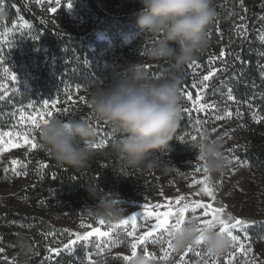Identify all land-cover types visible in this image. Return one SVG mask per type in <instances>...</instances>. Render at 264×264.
<instances>
[{
    "label": "rangeland",
    "instance_id": "1",
    "mask_svg": "<svg viewBox=\"0 0 264 264\" xmlns=\"http://www.w3.org/2000/svg\"><path fill=\"white\" fill-rule=\"evenodd\" d=\"M25 1L35 7L39 24L47 27L53 23L51 36L57 34L66 40L50 53L31 25L20 17L11 21L0 8V13L6 14V20L0 24V140L3 141L0 148L7 147L10 140L22 145L0 151V203L20 217L16 221L0 220V264H90V261L131 264V260L124 259L132 256L131 244L155 223L154 217L145 215L146 211L167 210L169 202L174 210L180 196L185 197V202L223 207L225 216L246 222L245 226L231 229L244 244V250L232 247L224 256L214 257L218 264H245V261L264 264V241L249 234L250 229H264V177L251 171L239 156L248 141V123L256 124L261 120L255 103L264 97V73L260 70L264 69V53L257 48L254 68L261 77L254 81L257 86L253 89L257 92L253 97L235 94L227 77L247 39L253 37L264 45V0H253L260 7L255 16L252 11L240 8L241 0H212L215 20L218 21L221 12L228 11L224 23L230 28L231 38L218 52L210 45L195 62L183 67L181 92H193V100L182 96L179 133L174 138L176 146L169 145L166 152L155 153L158 165L140 167H129L121 159L118 166H113L103 158L118 136L109 126L97 121L88 108V97L94 87L106 84L112 72L122 71L128 63L143 64L144 70L155 79L175 72L171 62L156 61L148 56L150 37L136 35L139 30L134 14L140 8L137 0H93L106 19L98 17L88 0ZM52 7L56 8L55 12L50 11ZM13 74L16 81L11 80ZM205 75H209L208 81L203 80ZM229 89L232 100L228 99ZM54 102L56 107L51 108ZM45 103L49 108L44 107ZM49 110L53 112L52 118L84 119L96 129V143L103 141L106 146L93 149L88 167L60 166L44 148L41 128H33L30 117L38 118V113ZM4 132L11 135L4 136ZM204 134L223 143V155L228 161L223 174L207 176L214 189V199L203 192L204 185L200 181L206 175L195 152V144ZM25 136L35 137L38 147L32 149L31 144H25ZM53 163L61 170L65 181L56 188H47L44 187L45 177ZM70 179L96 187L101 196L119 194L124 219L137 217L135 226L119 225L114 229L122 243L111 244L110 238L90 237L88 241L72 245L74 251L64 247L75 239V233L83 235L92 228L109 229V225H99L90 219L88 209L98 200L89 197L87 188H72ZM156 205L163 207L156 208ZM204 211H190L186 218L194 215L201 221L210 219L211 215L204 216ZM208 211L211 213L210 209ZM82 224L92 227H82ZM128 232L133 235L128 236ZM97 244L103 250L99 256L94 254L98 251ZM135 251L136 255L151 259L153 264H179L181 255L185 256L184 264H199V258L192 253L177 255L166 245L138 244ZM165 251L169 253L167 259L163 258ZM90 253L89 261L86 257Z\"/></svg>",
    "mask_w": 264,
    "mask_h": 264
},
{
    "label": "clouds",
    "instance_id": "2",
    "mask_svg": "<svg viewBox=\"0 0 264 264\" xmlns=\"http://www.w3.org/2000/svg\"><path fill=\"white\" fill-rule=\"evenodd\" d=\"M134 14L138 33L152 44L148 56L156 61L172 62L176 71L159 79L151 77L139 62L128 63L122 71L110 74L106 84L96 85L88 97V108L97 121L109 126L118 139L111 150L127 166L159 164L155 153L166 152L181 120L182 69L195 62L206 47V33L216 13L212 0H137ZM6 14L0 13V24ZM44 148L60 166L83 169L89 166L96 143V129L84 119L51 118L42 125ZM195 152L206 176L223 174L228 167L224 145L210 134L202 135ZM166 170V169H165ZM89 197L98 203L89 208L90 219L117 225L125 217L119 194L98 195L94 187ZM171 250L177 255L199 245L212 257H222L232 249V241L215 229H202L193 218L170 236ZM131 264H153L143 254Z\"/></svg>",
    "mask_w": 264,
    "mask_h": 264
},
{
    "label": "trees",
    "instance_id": "3",
    "mask_svg": "<svg viewBox=\"0 0 264 264\" xmlns=\"http://www.w3.org/2000/svg\"><path fill=\"white\" fill-rule=\"evenodd\" d=\"M88 1L92 9L97 13L98 17L106 19L105 15H103V13L96 8L94 1ZM241 1L242 2L240 8H245L248 11H252L253 16H255L256 13L260 10V7H258L257 3H255L253 0ZM0 8L3 11L7 12V18H10L11 21L14 20V18L20 17L26 23L31 25L32 31L38 33L41 44L45 47H48L50 53L54 50L56 51L57 48H60V46L64 44L63 40H66L64 37L57 34L51 36V28L53 27V23H49V27H44L39 24L35 16V7L26 3L25 0H0ZM227 14H229L228 11L221 12V16L218 21L216 19L214 25L211 26L210 36L208 38L206 33L207 44L205 49L209 48L210 45H212L218 52L220 48L226 46V40H229L231 38L230 28H228V26L224 23ZM249 45H251V47H248ZM257 48L264 53L263 44L256 41V39L253 37L247 39L244 47L240 49L239 59L236 60L235 65L231 67L227 72V77H229V80L232 83L235 94H244L247 97H253V94L257 92V89H253L254 86H257L254 81L258 80L261 77V73L259 75L257 69L254 68L256 67L255 62L258 50ZM170 65L174 67V64L172 62ZM260 70L262 71V73H264V69ZM186 86L188 89H190L189 83H186ZM258 87L259 89H261L263 87V84ZM255 104L258 108L257 110L259 112L261 120L256 124L248 123L250 125L247 135L248 141L244 149L239 153V156L242 160L248 163L251 171H254L255 173H257V175H261L264 177V97H261V99H259ZM178 133L179 130L177 128L175 136ZM169 145L176 146L175 140L173 139ZM105 152L106 157L103 156V158L106 159L108 163H112L113 166H118L120 158L113 153L111 147H109ZM50 169L51 170H49L46 174L44 187L56 188L60 186L61 182L65 181V178L64 175L61 174V170L56 167V163L55 165L54 163L51 164ZM94 170L98 171L99 169L95 168ZM69 182L71 183L72 188H74L75 190H83V187L84 189L94 188V186L88 187L87 183H83L82 181L74 182L72 179H70ZM0 220L6 222L16 221L20 220V217L15 215L13 211L6 209L0 203ZM249 234L252 238H258L264 241V229L257 231L256 228H253L250 229ZM13 243L15 244L16 241H14Z\"/></svg>",
    "mask_w": 264,
    "mask_h": 264
},
{
    "label": "snow or ice",
    "instance_id": "4",
    "mask_svg": "<svg viewBox=\"0 0 264 264\" xmlns=\"http://www.w3.org/2000/svg\"><path fill=\"white\" fill-rule=\"evenodd\" d=\"M56 3H59V0H55ZM68 7L71 8L72 5L71 3L68 4ZM50 11L55 12L56 8L52 7L50 8ZM224 53L221 52V56H223ZM191 67V65H189ZM5 72L8 70L5 69ZM211 75V73L209 74ZM209 75H205L203 77L204 81L209 80ZM17 77L16 75L11 76L12 81H16ZM193 88L196 87L195 84L192 85ZM207 88V85L204 86ZM79 91V88L77 89ZM181 95L184 96L186 95V98L188 101L193 100V92L191 91H182ZM197 99H199V96L197 94ZM229 100L233 99V96L231 95V89H229ZM44 107L47 109L49 108V105L45 103ZM56 103L54 102L51 105V108H55ZM204 105H201V108H203ZM185 112H188L187 109L184 110ZM230 115V113H229ZM53 117V112L51 110L47 112H40L38 113V118L37 117H30L31 119V126L35 129H40L41 125L47 124V122ZM23 118V117H22ZM222 119L223 117H218ZM199 123V121H197ZM4 136H10V132H4ZM193 140L196 139L195 136L192 137ZM0 143H3L2 140H0ZM24 143L25 144H31V148L35 149L38 147L37 143L35 142V137H32L29 139L27 136L24 137ZM22 145L19 143H12L10 140L8 142V146L4 148H0V151H8L12 147H21ZM106 146L105 143L102 141L101 143H95L92 145L93 149H99L101 147ZM15 163V161H13ZM44 167H48L45 165ZM199 171V169H197ZM204 185L203 187V192L210 198L214 199V189L211 186V181L210 178L205 176L204 180L200 181ZM183 202V203H182ZM175 205L177 206L174 210L171 207V202H169V206L167 210L164 211H155L153 209L152 211H146L145 215L148 217H154L155 223L151 227V229L146 232L144 235L139 236L136 238V242L131 244V249H132V256L128 257L125 256L124 259L131 260L133 257L136 256V251L135 249L137 248L138 244H143L147 245V243H153L157 245L164 246L166 245V248L168 250H171V241H170V236L172 235L173 231L178 229L185 221L186 215L191 211L193 213L196 212L197 209H204V216H209L211 215L210 219H204V220H199L198 217L192 216L191 218L195 219L198 221V223L201 225L202 229H215L218 230L222 235H226L231 241H232V247L236 248L237 246L241 251L244 250V244L239 242V237L238 235H234L231 229H236L238 226H245L246 222L241 220V219H234L231 215H224L225 209L223 207H213L212 204H204L201 202H185V197L180 196L176 201ZM162 205H156V208H162ZM145 208L147 209L148 206L145 205ZM208 209L211 210V213H209ZM137 222V217L136 216H131L130 218L123 219L119 224L117 225H111L109 226V229L107 231H102L100 228H92L91 231L86 232L83 235H80L79 233H75V239L70 240L67 244L64 245L66 249L69 251H74L73 248H71L72 245H75L77 241H88L90 237H97V238H110V243L111 244H119L122 243V240L120 239V234L119 233H114V229H116L119 225H129L132 224L135 226ZM99 225H105V222L103 220L97 221ZM82 227H92L91 225H81ZM128 236H132V232L127 233ZM96 248L98 249L97 252H95V255H101L102 254V249L99 244L96 245ZM56 251V250H53ZM187 253H192L194 256L199 258V264H218V261L214 259L211 255L207 253V251L203 248V246L199 245L196 247H191L187 251H185V254ZM92 253L87 255V259L90 261ZM169 253L165 251V256L163 257L164 259L168 258ZM185 256L181 255L179 264H184ZM90 264H94V262L90 261ZM101 264H106V262H101ZM245 264H248L247 261H245ZM254 264V262H252Z\"/></svg>",
    "mask_w": 264,
    "mask_h": 264
}]
</instances>
